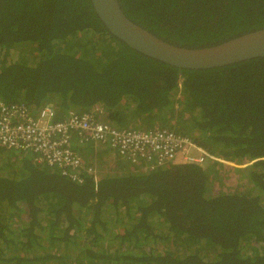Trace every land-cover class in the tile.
<instances>
[{"label": "trees", "instance_id": "16d2710c", "mask_svg": "<svg viewBox=\"0 0 264 264\" xmlns=\"http://www.w3.org/2000/svg\"><path fill=\"white\" fill-rule=\"evenodd\" d=\"M119 2L178 46L264 28V0ZM0 100L52 103L57 121L102 105L120 129L171 127L227 160H254L132 162L72 129L78 180L32 149L1 147L0 264H264V57L182 69L112 35L92 0H0Z\"/></svg>", "mask_w": 264, "mask_h": 264}, {"label": "built area", "instance_id": "2783aa9c", "mask_svg": "<svg viewBox=\"0 0 264 264\" xmlns=\"http://www.w3.org/2000/svg\"><path fill=\"white\" fill-rule=\"evenodd\" d=\"M55 109L52 103L34 111L23 102L8 104L0 100V148L32 149L39 161L58 165L63 174L78 180L82 178L74 169L81 166L83 161L75 155L69 143L72 129L89 132L91 137L84 139L108 143L114 151V156L119 152L123 158L132 162L154 157L160 164L173 158L203 166L213 161L230 167H247L250 163H238L215 155L191 136L177 132L171 127L120 129L103 119L106 112L102 105L87 113L71 110L64 121L52 118ZM87 169L97 180L96 169L92 166Z\"/></svg>", "mask_w": 264, "mask_h": 264}, {"label": "water", "instance_id": "95a60500", "mask_svg": "<svg viewBox=\"0 0 264 264\" xmlns=\"http://www.w3.org/2000/svg\"><path fill=\"white\" fill-rule=\"evenodd\" d=\"M109 32L132 49L182 69L222 67L264 57V28L208 47H184L169 43L132 21L119 0H92Z\"/></svg>", "mask_w": 264, "mask_h": 264}, {"label": "rangeland", "instance_id": "374dc122", "mask_svg": "<svg viewBox=\"0 0 264 264\" xmlns=\"http://www.w3.org/2000/svg\"><path fill=\"white\" fill-rule=\"evenodd\" d=\"M251 164H253V163H248V166H250Z\"/></svg>", "mask_w": 264, "mask_h": 264}, {"label": "clouds", "instance_id": "9594fccd", "mask_svg": "<svg viewBox=\"0 0 264 264\" xmlns=\"http://www.w3.org/2000/svg\"><path fill=\"white\" fill-rule=\"evenodd\" d=\"M182 83V82H181ZM173 129V128H172ZM251 162H253L254 163V160L253 161H251Z\"/></svg>", "mask_w": 264, "mask_h": 264}, {"label": "bare ground", "instance_id": "6f19581e", "mask_svg": "<svg viewBox=\"0 0 264 264\" xmlns=\"http://www.w3.org/2000/svg\"><path fill=\"white\" fill-rule=\"evenodd\" d=\"M174 129V128H173ZM213 165H215V163H213ZM220 165V164H219Z\"/></svg>", "mask_w": 264, "mask_h": 264}]
</instances>
